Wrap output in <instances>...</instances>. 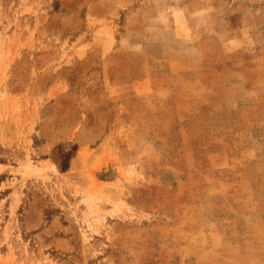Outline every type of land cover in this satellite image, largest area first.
<instances>
[{
	"label": "rangeland",
	"instance_id": "obj_1",
	"mask_svg": "<svg viewBox=\"0 0 264 264\" xmlns=\"http://www.w3.org/2000/svg\"><path fill=\"white\" fill-rule=\"evenodd\" d=\"M0 264H264V0H0Z\"/></svg>",
	"mask_w": 264,
	"mask_h": 264
},
{
	"label": "trees",
	"instance_id": "obj_2",
	"mask_svg": "<svg viewBox=\"0 0 264 264\" xmlns=\"http://www.w3.org/2000/svg\"><path fill=\"white\" fill-rule=\"evenodd\" d=\"M61 170H62V171H64V170H65V168H64V167H61Z\"/></svg>",
	"mask_w": 264,
	"mask_h": 264
}]
</instances>
